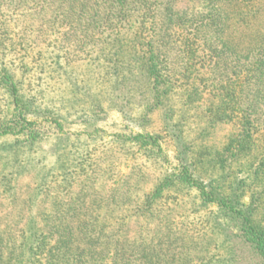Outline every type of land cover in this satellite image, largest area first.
<instances>
[{
    "label": "trees",
    "instance_id": "obj_1",
    "mask_svg": "<svg viewBox=\"0 0 264 264\" xmlns=\"http://www.w3.org/2000/svg\"><path fill=\"white\" fill-rule=\"evenodd\" d=\"M192 1L204 5L206 11L203 12L202 7L203 14H192L185 9H175V0H0V87L13 107L10 120L0 118V139L16 138L12 153L20 149L18 146L19 143L21 146V142H25L24 148L31 149L40 134L31 127L32 123L26 117L47 114V111L33 107L35 103L22 90L21 83L10 75L15 72L1 62L8 52L12 54L16 48L6 25L14 16H30V23L25 28L39 29L41 37L45 30L55 31V41L46 45V49L53 48L48 59L56 57L66 63L75 62L77 52L82 54L88 49L89 63L96 65L100 73L114 77V84L133 73H140L145 78L144 88L152 91L151 106L154 108L182 86L187 100H191L192 95L201 99L203 91L209 87L208 95L219 101L209 103L204 108L201 117L205 118L206 125L199 137L205 143L210 130L220 123H232L234 131L218 147L199 141L201 144L198 146L196 140L193 146L192 140L183 137L180 131L174 171L163 174L141 202L134 205L130 215L138 219L143 216L150 222L157 202L171 190L196 191L201 206H215V211L211 212L214 215L207 245L214 243L217 247L220 244L221 250L225 245L227 247L226 253L205 256L200 264H237L231 251L232 238L246 246L256 257L257 263L264 264V139H260L259 144L258 137H255L260 124L264 122V106L259 104L256 89L264 74L260 73L264 70V58L254 64L258 73L234 71L227 58L229 45L218 40L222 29L214 4L224 0ZM240 1L248 4L252 0ZM24 34L18 36V46L24 42ZM36 36L40 37L38 34ZM52 44L56 46L52 47ZM204 55L221 62L220 67L216 66L218 62L214 64L216 69H221L220 73H214L218 81L207 86L202 84L203 79L197 87H192L189 73H197V66L204 62L200 57ZM42 60L35 64L40 70L45 66ZM28 68L22 67L20 73H27ZM57 70L64 72L65 68ZM72 86L74 89L71 91L81 88ZM131 92L132 88L130 95ZM52 120L59 124L58 119ZM134 140L138 145H150L152 150L149 152L156 155L161 152L158 139L154 136L136 135ZM83 166L89 169L91 164L84 163ZM82 172L86 174L84 170ZM67 176L64 172V181L71 179V176ZM130 193L126 189L122 200L117 203H128ZM75 204L72 203V207L65 211L66 223L52 227L56 234L54 245L50 246L47 241L51 233L42 231L34 221L22 233L19 243L10 247L0 239V264L100 262L109 252L105 245L98 248L102 240V223L92 213L85 217L78 216L80 210L77 212ZM70 219L77 222L71 224ZM113 239L115 235L110 232L103 243L110 245ZM151 240L139 236L137 240L120 243V248L115 250V258L120 259L118 264H173L175 255L170 250L175 248L183 251L184 257L180 258L183 263L196 257L194 250L203 252L206 249H201V244L195 241H190V247L185 249L183 244L187 238L170 230L156 243H151ZM115 242L117 244V240ZM162 246L165 247L164 251Z\"/></svg>",
    "mask_w": 264,
    "mask_h": 264
},
{
    "label": "rangeland",
    "instance_id": "obj_2",
    "mask_svg": "<svg viewBox=\"0 0 264 264\" xmlns=\"http://www.w3.org/2000/svg\"><path fill=\"white\" fill-rule=\"evenodd\" d=\"M174 5L175 9H185L192 14L202 12V7L203 12L206 11L204 5L192 0H175ZM214 7L222 29L218 40L229 45L227 58L233 70L256 73L255 62L264 58V0H252L248 4L224 0L215 3ZM30 19V16H14L6 23L16 48L1 62L15 72L10 75L21 83L22 90L35 103L33 107L47 111V114L26 117L40 134L31 149L24 148L25 142H21L23 147L19 143L20 149L12 153L16 138L0 139V239L10 247L19 243L22 233L34 221L42 231L51 233L47 241L50 246L54 245L56 234L52 227L66 223V209L76 203L74 208L77 212L80 210L78 216L92 213L102 223V240L98 248L105 245L109 252L96 264H113L115 261L118 264L120 259L115 258V250L120 248V243L137 240L139 236L156 243L168 230L187 238L183 244L185 249L190 247V241L201 244V249L206 247L203 252L194 250L196 257L183 263L180 261L184 257L183 251L179 248L170 250L175 255L173 264H200L205 256L226 253V245L222 250L220 244L217 247L214 243L207 245L214 215L211 212L215 211V206H201L196 191L171 190L157 202L150 222L143 216L138 219L130 215L134 205L141 202L157 180L174 171L180 131L183 137L192 140L193 146L202 143L214 147L220 146L234 131L232 123H220L210 130L208 141L204 143L199 137L206 125L205 118L201 117L204 108L219 101L208 95L210 88L203 91L199 101L194 95L187 100L182 86L154 108L151 106L152 91L144 88L145 78L140 73H133L114 84V77L100 73L96 65L89 63L88 49L82 54L77 52L75 62L66 63L56 57L48 59L53 48L46 49V45L55 41V31L45 30L41 37L39 29L25 28ZM23 34L25 40L18 46V36ZM200 58L204 62L197 66V73H189L192 87H197L203 79L202 84H215L218 79L214 73L221 71L214 67L215 62H218L216 66H221L218 59L205 55ZM40 59L45 65L42 70L36 67ZM22 67L30 70L20 73ZM60 67L65 71L59 73ZM72 85L81 88L73 92ZM131 88L132 95L129 94ZM256 89L259 104L264 106V74ZM12 111L13 107L0 87V118L10 120ZM53 117L58 119L59 126L52 122ZM136 135L156 137L160 154L149 152L152 148L146 143L138 145L134 140ZM256 136L260 144V139H264V122ZM89 162V169L83 166ZM64 172L71 179L64 181ZM126 189L131 192L129 202L117 203ZM76 222L70 219L71 224ZM110 232L115 239L107 245L103 242ZM164 248L162 246V251ZM231 251L237 264H259L251 251L234 238L231 239Z\"/></svg>",
    "mask_w": 264,
    "mask_h": 264
}]
</instances>
